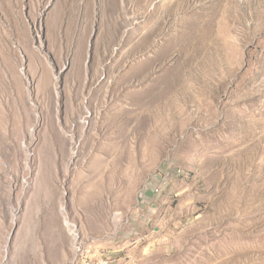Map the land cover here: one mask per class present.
<instances>
[{
  "label": "rangeland",
  "instance_id": "374dc122",
  "mask_svg": "<svg viewBox=\"0 0 264 264\" xmlns=\"http://www.w3.org/2000/svg\"><path fill=\"white\" fill-rule=\"evenodd\" d=\"M0 264H264V0H0Z\"/></svg>",
  "mask_w": 264,
  "mask_h": 264
}]
</instances>
